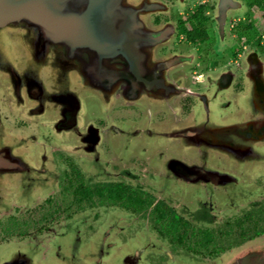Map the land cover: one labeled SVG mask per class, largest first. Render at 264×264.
Returning a JSON list of instances; mask_svg holds the SVG:
<instances>
[{
    "label": "flooded vegetation",
    "instance_id": "obj_1",
    "mask_svg": "<svg viewBox=\"0 0 264 264\" xmlns=\"http://www.w3.org/2000/svg\"><path fill=\"white\" fill-rule=\"evenodd\" d=\"M156 1L160 6L144 21V36L158 57L173 59L170 76L183 88L176 99L179 117L195 110L208 80L218 79L216 95L226 87L241 93L246 84L242 56L253 53L264 60V0ZM218 98L222 108L238 109L228 98ZM1 99L0 125L31 142V157L52 162L57 185L32 205L13 201L0 208V257L23 244L44 261L64 233L77 231L88 242L111 214L114 220L105 228L114 230L121 244L143 234L142 251L135 252L146 264H167L172 257L211 261L264 234V171L250 170L259 198L239 209L231 203L218 216L202 202L201 186H207L209 196L233 197L230 186L244 178L243 169L230 167L227 156L200 137L193 144L170 138L162 128L169 121L166 110L118 104L92 115L78 134L82 145L76 146L89 155L86 159L58 147L50 130L7 112ZM175 183L181 187L173 189ZM148 234L157 240L153 250L144 239ZM253 264H264V257Z\"/></svg>",
    "mask_w": 264,
    "mask_h": 264
},
{
    "label": "water",
    "instance_id": "obj_2",
    "mask_svg": "<svg viewBox=\"0 0 264 264\" xmlns=\"http://www.w3.org/2000/svg\"><path fill=\"white\" fill-rule=\"evenodd\" d=\"M159 6L156 0H0L1 102L12 114L50 130L60 142L69 134L78 136L89 116L105 108L134 104L148 112L164 109L169 121L162 128L170 138L186 144L195 143L196 137L207 140L202 143L227 156L232 168L262 161L264 60L253 53L245 57L244 93L232 98L226 87L215 95L211 85L198 95L189 117L181 119L176 99L183 88L174 86L170 76L173 59L158 57L152 40L144 36V21ZM213 96L228 98L238 109L230 112L217 100L213 110L208 103ZM176 130L180 133H172ZM30 146L28 139L0 125V208L9 201L33 202L55 185L49 165L31 157ZM258 150L261 156H256ZM43 179L46 190L38 193ZM88 244L87 251L74 245L70 252L72 245L63 250L57 242L43 263L34 248L13 247L20 257L13 264H146L135 252L142 251L141 240L121 244L104 228ZM7 256L0 257V264H12ZM263 257L264 247L254 246L245 254L228 252L201 264H253ZM169 264L197 263L172 259Z\"/></svg>",
    "mask_w": 264,
    "mask_h": 264
},
{
    "label": "rangeland",
    "instance_id": "obj_3",
    "mask_svg": "<svg viewBox=\"0 0 264 264\" xmlns=\"http://www.w3.org/2000/svg\"><path fill=\"white\" fill-rule=\"evenodd\" d=\"M0 54H1V52H0ZM244 54H246V53H244ZM246 56H244V55L242 56V60H243L242 63H243L244 70H246V67H247L246 66V60H245V57ZM212 81H213V83H211ZM208 82L211 83V84L209 83L210 84L209 85L210 87L212 85V87H211L212 91L213 90L215 91L216 86L219 85L218 79L217 80H213V79L212 80H208ZM246 88H247V82H246V84L244 86V89H243V91L241 93H244V91L246 90ZM1 89H2V87L0 86V96L3 98V95L1 94L2 93ZM4 91H5V89H4ZM231 91H232V89L230 87V90H229V92H230L229 93V96L230 97L233 98V97H235V95H238L237 93L234 94ZM241 93H239V94H241ZM215 95H216V91H215ZM213 98L214 99H212L211 97H209L208 103L209 104H212L213 105L212 109L216 111L217 108H216L215 104L217 103V99H216L215 96H213ZM7 112H9L10 114H12L11 111H9V110ZM89 118H92V115H90ZM29 122H31V121H29ZM31 123H33V122H31ZM260 124H262V121L259 120L257 122V125L259 126ZM37 125H39V124H37ZM40 127H42V126H40ZM80 132H82V131H80ZM106 134L108 135V133L106 131H104V135H106ZM53 136H54V134H53ZM54 138H55V144L58 145V147H62L63 149H66L69 152V154H74V155H77L78 154L80 156L82 155L81 157H84L83 154H82V152L80 150L79 151L77 150L78 148L76 146H78V144H80V142L78 140L79 137L78 136H75V134H69V137H62L61 140L63 142H60L59 140H57L55 136H54ZM65 139H66V141H65ZM261 144H264V143H261ZM65 145H66V147H65ZM257 154H259L261 156V151L260 150L256 151V156H257ZM84 158L88 159L90 157L88 155V156H85ZM262 159L263 160L260 161V162H258L256 160H252L253 162L252 163L250 162V164L249 163L240 164V167H242V169H243L242 171L244 172L245 176H243L244 178L241 177V179L238 181V183H235L234 185L230 186V188L232 187V189H235V191H236V195L235 196H233V197H230L229 196L228 199L225 198V195L223 193H221V194L218 193V195H211V196H209V194H208L209 192H208L207 186H206V189H205V186H201L202 187V192L204 193L202 196H200L202 202H204L205 204H208L209 203L212 206V209L216 213H218V216L219 215L223 216L224 212L222 211L223 213H220L221 210H222V208L227 206V208L230 209L231 203L237 205V207L239 209V208H242L246 204H249L251 202H254L257 197L259 198V196H257V194L259 192V189L254 185V176H251L250 170L253 169L254 172H255V174L258 173V171H264V158H262ZM47 164H49V168L51 169L52 173L55 175V169H54V166H53L52 162L50 161ZM42 181H43L42 182L43 184H40V186H39L40 190H38V193L45 192V190H46L47 181L44 180V179ZM50 182H52V183L54 182L55 185H53V186L56 187V185H57L56 178L55 179L54 178H51L50 179ZM174 185L175 186H173V189L176 188V187H181V185H178V183H175ZM186 185L187 184H185L184 186H186ZM191 186H192V184H189V186L187 188L189 189ZM174 191H176V190H174ZM188 194H189V192H187V191L185 192L184 191L182 195H186L187 196ZM44 196H45V193H43L39 197L42 198ZM27 200L28 199H26L25 201L23 200L24 202L22 201L21 204L29 206V205H32V204H34L36 202V199H35V201H33L34 203L31 202V201H27ZM182 201H183V199H182ZM9 203H10V201L8 202V204ZM178 203H179V201H178ZM17 204L19 205L20 203L17 202ZM219 207L221 209H218ZM225 212H228V211L225 210ZM232 212H235V211H232ZM216 213H214V214H216ZM228 214L231 215L232 213L231 212H228ZM233 214H235V213H233ZM112 220H114V215L111 214L109 216L107 222L103 224L101 230L103 228H105L106 226H108V224ZM114 233L115 232L113 230V232H112V239L113 238L114 239H117L116 238V234H114ZM142 235L143 234L138 235L136 238L132 239L131 241L143 240ZM94 236H95V234L89 239V241L92 240V238ZM150 236H151V238H150ZM144 239L148 240V243L150 244L149 245L150 246V248H149L150 250H153V249H155L154 247H157L158 244H157V240L155 238V235L148 234V237H146V238L144 237ZM58 241H59V243H62V245L65 246L63 248V250H67V247H66L67 244L72 245V248H69V251L70 252L73 251V250L74 251L76 250L74 248V245L79 246L80 248L82 247L84 251H87L89 249V247H90V244H88L89 241L88 242H85L84 239H83V237H82V235L77 234V231H72V230L71 231H68L67 233H64V235L60 236L59 239H58ZM56 243H57V241L55 242V244ZM20 246H23V244H21ZM104 246H106V245H104ZM254 246H256L257 248H263L264 247V234H262V235H260L258 237H255L253 239H250V240H248V241H246V242H244V243H242L240 245H237V246H235L233 248H230L229 250L223 252V254L219 255L217 258L223 256L224 254H227L228 252H230L232 255H236V256L237 255H240V254H245L246 251H248L250 249H254ZM52 250H53V246L51 248V251ZM5 253H7V251H5ZM30 254L33 255V253H31V252H30ZM48 254H49V252H48ZM7 255H8L7 256V259L8 260L11 259V263L12 264L15 262V260H17L18 258H20V257H18V255L16 253V248H12V250H10L7 253ZM87 255H89V254H87ZM105 256L106 257H109V255H105ZM174 258L177 261H179L181 259L182 260H188V258H184V257H174ZM174 258L172 257V259H174ZM217 258H215V259H217ZM109 259L110 258H104V259H102V261L106 262V261H109ZM215 259H213V260H215ZM213 260H211V261H213ZM0 261H4V259H1ZM39 261L42 262V260H39ZM170 261H169V263H170ZM194 262L197 263V264H201V263H207L209 261H206V262L194 261ZM169 263H167V264H169Z\"/></svg>",
    "mask_w": 264,
    "mask_h": 264
}]
</instances>
